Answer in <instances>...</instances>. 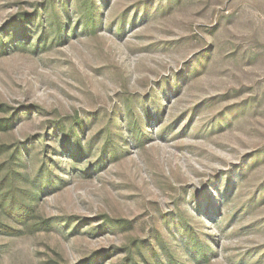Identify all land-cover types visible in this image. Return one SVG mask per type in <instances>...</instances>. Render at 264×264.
<instances>
[{"label": "rangeland", "instance_id": "374dc122", "mask_svg": "<svg viewBox=\"0 0 264 264\" xmlns=\"http://www.w3.org/2000/svg\"><path fill=\"white\" fill-rule=\"evenodd\" d=\"M0 264H264V0H0Z\"/></svg>", "mask_w": 264, "mask_h": 264}, {"label": "trees", "instance_id": "16d2710c", "mask_svg": "<svg viewBox=\"0 0 264 264\" xmlns=\"http://www.w3.org/2000/svg\"><path fill=\"white\" fill-rule=\"evenodd\" d=\"M93 12H94L93 8L90 7L89 13H88V20L90 22L94 20V13ZM59 36H60V34H59ZM19 210H20V212H22V209L21 208Z\"/></svg>", "mask_w": 264, "mask_h": 264}]
</instances>
